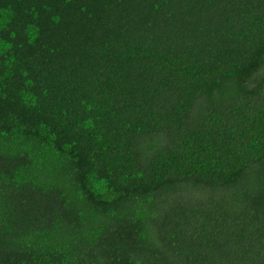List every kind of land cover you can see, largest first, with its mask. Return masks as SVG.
Returning <instances> with one entry per match:
<instances>
[{"label":"trees","instance_id":"16d2710c","mask_svg":"<svg viewBox=\"0 0 264 264\" xmlns=\"http://www.w3.org/2000/svg\"><path fill=\"white\" fill-rule=\"evenodd\" d=\"M0 264H264V0H0Z\"/></svg>","mask_w":264,"mask_h":264}]
</instances>
